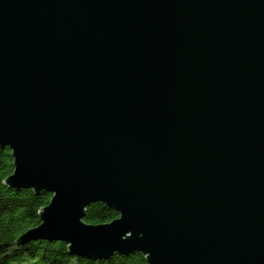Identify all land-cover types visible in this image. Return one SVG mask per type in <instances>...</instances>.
<instances>
[{
  "label": "water",
  "instance_id": "1",
  "mask_svg": "<svg viewBox=\"0 0 264 264\" xmlns=\"http://www.w3.org/2000/svg\"><path fill=\"white\" fill-rule=\"evenodd\" d=\"M0 146L17 244L264 264V0H0Z\"/></svg>",
  "mask_w": 264,
  "mask_h": 264
},
{
  "label": "trees",
  "instance_id": "2",
  "mask_svg": "<svg viewBox=\"0 0 264 264\" xmlns=\"http://www.w3.org/2000/svg\"><path fill=\"white\" fill-rule=\"evenodd\" d=\"M13 170V158L8 147L0 146V264H147L139 252L128 255L114 253L106 259L73 255L60 240H31L15 243L26 229L39 224L38 210L48 204L51 193L32 189H15L2 181ZM118 212L103 202L86 207L84 221L98 224L113 220Z\"/></svg>",
  "mask_w": 264,
  "mask_h": 264
}]
</instances>
